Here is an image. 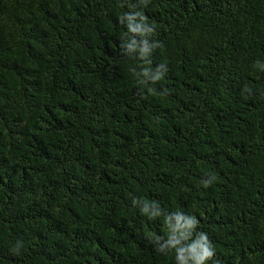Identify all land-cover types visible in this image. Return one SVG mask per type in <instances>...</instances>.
I'll return each mask as SVG.
<instances>
[{
  "label": "trees",
  "instance_id": "1",
  "mask_svg": "<svg viewBox=\"0 0 264 264\" xmlns=\"http://www.w3.org/2000/svg\"><path fill=\"white\" fill-rule=\"evenodd\" d=\"M0 264H264V0H0Z\"/></svg>",
  "mask_w": 264,
  "mask_h": 264
}]
</instances>
